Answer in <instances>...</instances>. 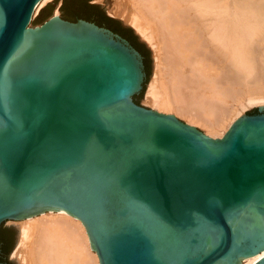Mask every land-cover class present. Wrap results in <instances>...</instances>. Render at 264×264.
I'll use <instances>...</instances> for the list:
<instances>
[{
  "label": "water",
  "instance_id": "95a60500",
  "mask_svg": "<svg viewBox=\"0 0 264 264\" xmlns=\"http://www.w3.org/2000/svg\"><path fill=\"white\" fill-rule=\"evenodd\" d=\"M39 1L0 0V226L63 210L99 264L262 252L264 105L217 139L139 105L152 57L136 34L88 0L32 18ZM18 234L0 228V264H18Z\"/></svg>",
  "mask_w": 264,
  "mask_h": 264
},
{
  "label": "bare ground",
  "instance_id": "6f19581e",
  "mask_svg": "<svg viewBox=\"0 0 264 264\" xmlns=\"http://www.w3.org/2000/svg\"><path fill=\"white\" fill-rule=\"evenodd\" d=\"M108 13L154 51L151 109L217 139L240 116L238 107L264 105V0H114ZM8 222H18V264H99L83 224L63 210Z\"/></svg>",
  "mask_w": 264,
  "mask_h": 264
},
{
  "label": "rangeland",
  "instance_id": "374dc122",
  "mask_svg": "<svg viewBox=\"0 0 264 264\" xmlns=\"http://www.w3.org/2000/svg\"><path fill=\"white\" fill-rule=\"evenodd\" d=\"M49 1H51V0H48L47 2H49ZM47 2H45V3H41L40 4V6L36 9V12H35V14H34V16H32V18H34L35 16H36V14L38 13V10L40 9V8H42ZM92 2L94 3H96V4H99V5H101L102 6V8L104 9V12H105V14L107 15V16H109V17H111V18H114V17H112V16H110V14L108 13V10H109V8L110 7H112V6H114V0H104V1H102V2H98L97 0H92ZM43 4V5H42ZM114 19H116V20H119V19H117V18H114ZM120 21V20H119ZM31 23V22H30ZM133 32H135L136 33V31H133ZM138 38L146 45V47L149 49V51H150V53H151V57H152V69H151V74H150V77H149V79H148V81H147V83H146V85L147 86H145V88L146 89H144V91H143V94H142V97H141V99L139 100V105H142V106H144V107H147V108H152L146 101V93H147V89H148V86H149V84H150V82H151V80H152V78H153V76H154V73H155V69H156V61H155V55H154V51H153V49L150 47V45L146 42V41H144L140 36H138ZM255 106H261V105H259V104H257V105H252V106H248V107H246V108H241V107H238V111H240V116L245 112V111H247V110H249V109H251V108H254ZM180 120H182L183 122H186V120L184 119V118H180V117H178ZM195 127L196 128H198L199 130H201L202 132H206V129L204 128V127H202L201 125H195ZM18 224V222H5L4 223V226H10V225H17ZM18 240H19V238H18ZM17 244H18V242H17ZM17 244H16V246H17ZM15 246V247H16ZM14 252V251H13ZM13 252L11 253V258L13 257ZM15 258V257H14ZM16 259V258H15ZM19 262V261H18ZM20 264V263H19Z\"/></svg>",
  "mask_w": 264,
  "mask_h": 264
},
{
  "label": "flooded vegetation",
  "instance_id": "af4514ba",
  "mask_svg": "<svg viewBox=\"0 0 264 264\" xmlns=\"http://www.w3.org/2000/svg\"><path fill=\"white\" fill-rule=\"evenodd\" d=\"M87 3H89V4H96V3H93L92 0H88ZM122 23H123V22H122ZM132 31H133V30H132ZM136 36H137V35H136ZM137 37H138V36H137ZM4 227H6V226H4ZM10 255H11V252H10L9 255H8V259H11V256H10Z\"/></svg>",
  "mask_w": 264,
  "mask_h": 264
},
{
  "label": "trees",
  "instance_id": "16d2710c",
  "mask_svg": "<svg viewBox=\"0 0 264 264\" xmlns=\"http://www.w3.org/2000/svg\"><path fill=\"white\" fill-rule=\"evenodd\" d=\"M106 15V14H105ZM107 16V15H106ZM107 17H109V16H107ZM109 18H111V17H109ZM112 19H114V18H112ZM131 30H133L132 28H130ZM134 31V30H133ZM0 228H4V223L0 226ZM16 245V244H15ZM15 248V247H14ZM13 248V249H14ZM11 251H13V250H11Z\"/></svg>",
  "mask_w": 264,
  "mask_h": 264
},
{
  "label": "crops",
  "instance_id": "0c3cea01",
  "mask_svg": "<svg viewBox=\"0 0 264 264\" xmlns=\"http://www.w3.org/2000/svg\"><path fill=\"white\" fill-rule=\"evenodd\" d=\"M95 3V2H94Z\"/></svg>",
  "mask_w": 264,
  "mask_h": 264
}]
</instances>
